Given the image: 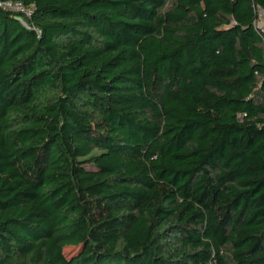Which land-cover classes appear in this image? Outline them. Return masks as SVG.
<instances>
[{
  "label": "trees",
  "instance_id": "16d2710c",
  "mask_svg": "<svg viewBox=\"0 0 264 264\" xmlns=\"http://www.w3.org/2000/svg\"><path fill=\"white\" fill-rule=\"evenodd\" d=\"M10 1L0 264H264V0Z\"/></svg>",
  "mask_w": 264,
  "mask_h": 264
},
{
  "label": "built area",
  "instance_id": "2783aa9c",
  "mask_svg": "<svg viewBox=\"0 0 264 264\" xmlns=\"http://www.w3.org/2000/svg\"><path fill=\"white\" fill-rule=\"evenodd\" d=\"M0 6L3 7L4 9L23 12L26 15L31 14V9L24 8V6L22 5L20 1L0 0ZM261 12H262V9H261ZM20 20L24 23L22 19ZM261 22L264 23V15H263ZM262 28H264V26Z\"/></svg>",
  "mask_w": 264,
  "mask_h": 264
},
{
  "label": "rangeland",
  "instance_id": "374dc122",
  "mask_svg": "<svg viewBox=\"0 0 264 264\" xmlns=\"http://www.w3.org/2000/svg\"><path fill=\"white\" fill-rule=\"evenodd\" d=\"M259 24V26L260 27H263L264 26V23L263 22H260V23H258ZM75 249L74 248H71V247H66L65 249H64V251H65V253H70V252H72V251H74Z\"/></svg>",
  "mask_w": 264,
  "mask_h": 264
}]
</instances>
